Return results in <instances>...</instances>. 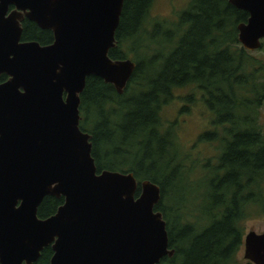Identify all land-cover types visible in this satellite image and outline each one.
<instances>
[{"label":"water","instance_id":"95a60500","mask_svg":"<svg viewBox=\"0 0 264 264\" xmlns=\"http://www.w3.org/2000/svg\"><path fill=\"white\" fill-rule=\"evenodd\" d=\"M248 13L236 26L248 50L262 46L264 0H229ZM9 4L41 28L48 45L19 43ZM123 0H0V264H31L50 245L49 264H157L169 247L155 208L160 187L132 172L97 171L79 103L93 75L122 93L136 63L113 59ZM139 188V190H137ZM138 191V194H137ZM63 197L45 218V196ZM243 256L264 264V232L244 235Z\"/></svg>","mask_w":264,"mask_h":264},{"label":"trees","instance_id":"16d2710c","mask_svg":"<svg viewBox=\"0 0 264 264\" xmlns=\"http://www.w3.org/2000/svg\"><path fill=\"white\" fill-rule=\"evenodd\" d=\"M153 2L123 0L116 46L109 56L129 58L136 68L122 93L100 77L86 78L80 126L91 134L97 171L132 172L138 183L150 180L160 187L155 208L166 221L169 247L174 249L162 263L233 264L242 242L239 223L245 207L253 202L264 208V134L259 123L264 81L255 60L237 41L236 26L246 14L226 0H190L174 21L155 19L147 31ZM157 41L162 44L158 52L139 54L138 47ZM183 88L189 93L175 96ZM177 99L210 113L216 131L208 129L209 137H198L200 141L221 138L207 175L210 190L204 195L202 218L182 217L184 205L168 202L176 174L185 176L183 167L197 168L173 130L175 122L163 128L161 110ZM208 164L210 158L204 167ZM62 202L63 197L45 196L37 216H50ZM51 254V247H44L32 264H48Z\"/></svg>","mask_w":264,"mask_h":264},{"label":"rangeland","instance_id":"374dc122","mask_svg":"<svg viewBox=\"0 0 264 264\" xmlns=\"http://www.w3.org/2000/svg\"><path fill=\"white\" fill-rule=\"evenodd\" d=\"M190 0H154L148 12L149 24L145 27L149 31L153 25L154 20H166L174 21L177 14L181 12L189 3ZM152 23V25H151ZM162 39V37H161ZM160 39H158L159 41ZM157 41V42H158ZM152 42L149 47L140 48L138 52L140 55H147V51L160 50L161 43ZM145 46V45H144ZM248 55L255 60L253 66L258 68V74L261 76V80L264 81V40L262 46L254 51H248ZM129 57L132 53H129ZM189 89L176 90L175 96L181 97L189 93ZM176 102L170 103L161 110V116L165 119L166 125L163 128H167L170 122H175L173 130L176 131L179 136L180 143L188 149L189 162L191 165H196V169L188 171L189 167H183L186 171L185 176L176 174L175 181L171 184L169 204L175 205L177 203L183 204L182 217H201V211L204 203V195L208 194L210 190V182L207 175L215 164L218 155V145L221 138L215 137L210 141H200L201 137H209L208 129H215L210 125V113L200 105L191 106L183 101L175 100ZM188 105L189 108L179 113L181 106ZM169 122V123H168ZM259 123L264 134V100L259 110ZM219 129H217L218 131ZM221 132V130H220ZM218 131V133H220ZM217 133V134H218ZM206 134V135H205ZM205 135V136H203ZM210 158V167H204V163ZM189 163H186V166ZM179 171V169H170ZM203 171H206L204 173ZM264 195V193H263ZM207 200V199H206ZM185 208V210H184ZM264 208L258 207L256 203L251 202L248 207H245L242 221L239 223L242 227L243 234L249 230H253L257 233L264 232ZM202 218V217H201ZM166 264V263H164ZM233 264H253L249 262L243 256V247L237 250L234 257Z\"/></svg>","mask_w":264,"mask_h":264},{"label":"flooded vegetation","instance_id":"af4514ba","mask_svg":"<svg viewBox=\"0 0 264 264\" xmlns=\"http://www.w3.org/2000/svg\"><path fill=\"white\" fill-rule=\"evenodd\" d=\"M230 5H232L234 8L243 11L246 15L243 18V20L239 21V22H245L247 20L248 17V13L242 9L237 8L236 6H234L232 3L229 2V0H226ZM12 11L14 12V15L17 16L20 14L21 18L16 17V21L18 22L19 26H20V36H19V43H25V42H37L39 45L43 46V45H48L50 43H52L54 36H53V32L51 29H46V28H41L34 20L29 19L26 15L25 12L29 11L28 8H26L25 10L18 8L17 6H15L14 4H9L7 7V10L5 12V17H7L9 14L12 13ZM238 22V23H239ZM50 34V35H49ZM261 48V47H260ZM4 75L5 79L7 78V76L5 74H1L0 76ZM3 79V80H5ZM2 80V81H3ZM1 82V81H0ZM264 100V99H263ZM263 104V102H262ZM80 105V103H79ZM79 114H80V122H79V127L81 129L80 123L82 121V115L80 113L79 110ZM82 130V129H81ZM84 131V130H82ZM87 132V131H85ZM88 133V132H87ZM90 134V133H89ZM91 135V134H90ZM91 139V138H90ZM251 195H253V193L251 192ZM244 235L242 236V242H241V248L243 247V240H244ZM50 246V245H48ZM51 247V246H50ZM240 248V247H239ZM52 249V248H51ZM41 251V250H40ZM53 252V250H52ZM52 255V254H51ZM51 257V256H50ZM169 256L165 255L163 256L161 259L162 260H166ZM38 258V257H37ZM36 258V259H37ZM245 258V257H244ZM35 259V260H36ZM160 259V260H161ZM247 259V258H246ZM34 260V261H35ZM50 260V258H49ZM249 260V259H247ZM33 261V262H34ZM32 262V263H33ZM249 262H251L249 260ZM31 263V264H32ZM165 263V262H164ZM161 261H159L157 264H164ZM253 263V262H252ZM24 264V263H23ZM49 264V262H48ZM254 264V263H253Z\"/></svg>","mask_w":264,"mask_h":264}]
</instances>
